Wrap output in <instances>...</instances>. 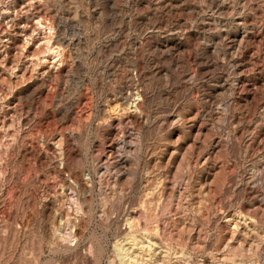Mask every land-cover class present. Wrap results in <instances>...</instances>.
I'll return each mask as SVG.
<instances>
[{"label": "rangeland", "instance_id": "1", "mask_svg": "<svg viewBox=\"0 0 264 264\" xmlns=\"http://www.w3.org/2000/svg\"><path fill=\"white\" fill-rule=\"evenodd\" d=\"M0 264H264V0H0Z\"/></svg>", "mask_w": 264, "mask_h": 264}, {"label": "bare ground", "instance_id": "2", "mask_svg": "<svg viewBox=\"0 0 264 264\" xmlns=\"http://www.w3.org/2000/svg\"><path fill=\"white\" fill-rule=\"evenodd\" d=\"M136 68H137V67H136ZM140 68H141V67H140ZM137 70H138V69H137ZM142 70H143V69H142ZM138 72H139V71H138ZM157 73H158V72H157ZM157 73H156V74H157ZM119 74H120V73H119ZM119 74H118V75H119ZM158 74H159V73H158ZM114 75H115V74H114ZM120 75H121V74H120ZM130 76H131V75H130ZM139 76H141V75H139ZM119 77H121V76H119ZM131 77H133V76H131ZM136 77H137V76H136ZM143 77H144V75H143ZM127 78H128V77H127ZM137 78H138V77H137ZM118 79H119V78H118ZM120 79H121V78H120ZM120 79H119V80H120ZM132 79H133V78H132ZM135 80H136V79H134V81H135ZM129 81H131V80H129ZM136 81H137V80H136ZM127 82H128V80H127ZM130 83L132 84V82H130ZM138 83H139V81H138ZM119 84H120V83H119ZM127 85H128V84H127ZM137 85H138V84H137ZM57 86H58V85H57ZM128 86H129V85H128ZM132 86H133V85H131L130 87L132 88ZM134 86H135V85H134ZM87 87H88V86H87ZM138 87H139V86H138ZM120 88H121V85H120ZM126 88H127V86H126ZM86 89H87V88H86ZM118 89H119V88H118ZM123 89H124V88H123ZM133 89H134V88H133ZM135 89H136V88H135ZM126 90H127V89H126ZM140 90H141V89H140ZM117 91H118V90H117ZM117 91H116V92H117ZM143 91H144V90H143ZM119 93H120V90H119ZM119 93H118V94H119ZM122 95H123V94H122ZM135 96H137V92H136L135 90H134V91H133V90H132V91L130 90V91L126 92V94L123 96L122 99H123V102L126 104L125 107H127V109H128V108H131V109L133 108L132 110H135V109H136V106L138 105V103H137V105H134V103L137 102V101L134 102V100H135V98H136ZM115 97H116V96H115ZM134 97H135V98H134ZM140 97H141V95H140ZM113 98H114V96H113ZM118 98L121 99V94H119V97H118ZM116 100H117V99H116ZM136 100H137V99H136ZM138 102H139V101H138ZM69 103H70V102H69ZM72 104H73V103H72ZM70 105H71V104H70ZM75 105H76V104H75ZM133 105H134V106H133ZM139 106H140V103H139ZM72 107H73V106H72ZM17 109H18V108H17ZM131 109H130V110H131ZM137 109H139V107H137ZM128 110H129V109H128ZM134 112L136 113V111H134ZM118 120H119V119H118ZM118 120H117V123H118V124L116 123L117 125H116V124H114V125L117 126V128H121V127H120V125H121L120 122H121V121L118 122ZM120 120H121V119H120ZM105 121H106V120H105ZM76 122H77V120H76ZM107 122H110V121H107ZM77 124H78V122H77ZM105 124L107 125V123H105ZM69 125H70V124L68 123L67 126H69ZM106 125H105V126H106ZM114 125H113V126H114ZM70 126H73V125H70ZM78 126H79V125H78ZM107 126H108V125H107ZM110 126H112V123H110L109 127H110ZM122 127H123V126H122ZM21 128H22V127H21ZM21 128H20V129H21ZM30 128H31V127H30ZM56 128H57V127H56ZM71 128H72V127H71ZM75 128H76V127H75ZM106 128H107V127H106ZM112 128H113V127H112ZM114 128H116V127H114ZM34 129H35V128H34ZM65 129H66V128H65ZM72 129H73V128H72ZM72 129L69 128V130H72ZM103 129H104V128H103ZM103 129H102V131H103ZM17 130H18V129H17ZM36 130H37V129H36ZM36 130H34V131H36ZM117 130H118V129H117ZM29 131H30V130H29ZM79 131H80V130H79ZM66 132H68V130H67ZM70 132H71V131H70ZM75 132H76V133L78 132V128L75 130ZM75 132L73 131V133H75ZM118 132H119V130H118ZM118 132H117V133H118ZM28 133H29V132H28ZM35 133H36V132H35ZM62 133H64V132H62ZM71 133H72V132H71ZM100 133H101V132H100ZM66 134H67V133H66ZM115 134H116V131H115V130L112 131V130H110V129L107 128V129H105V131L103 132V136H102V137H103L104 141H106V140H108L112 135H115ZM22 135H23V134H22ZM30 135H31V134H30ZM60 135H61L60 137H62L61 140L63 139L62 142L64 141V144H65V145H64V146H65V150H66L69 154H71L70 152L72 151V148H73V147H72V148L70 147V146H71V145H70V143H71L70 140H71V138H72L73 136L70 135V134H68V135H62V134H60ZM75 135H76V134H75ZM20 137H21V136H20ZM22 137H23V136H22ZM31 137H32V136H31ZM60 137H59V138H60ZM74 137H75V139H76V136H74ZM74 137H73V138H74ZM102 137H101V138H102ZM116 137H117V136H116ZM37 138H38V137H37ZM121 138H122V137H121ZM112 139H113V138H111V140H112ZM23 140H24V139H23ZM58 140H59V139H58ZM119 140H120V139H119ZM20 141H21V140H20ZM72 141H73V140H72ZM101 141H103V140H101ZM109 141H110V140H109ZM111 142H112V141H111ZM19 143H20V142H19ZM72 143H73V142H72ZM105 143H106V142H105ZM101 144H103V143L101 142ZM108 144H109V143H108ZM106 145H107V144H106ZM106 145H105V146H106ZM116 145H117V144H116ZM101 146H102V145H101ZM105 146H104V147H105ZM117 146H118V145H117ZM17 148H18V147H17ZM112 148H113V145L110 143V145H109V150H108V151H109V154H106V155H107V156H106V157H107L106 160H108V159L111 158V155L113 154V153L111 154V152H112ZM114 150H115V149H114ZM23 151H24V150H23ZM74 151H75V149H74ZM101 151H102V150H101ZM106 153H107V152H106ZM50 154H51V153H50ZM60 154H61V153H60ZM65 154H66V153H65ZM74 154H75V153H74ZM101 154H102V153H101ZM103 154H104V153H103ZM66 156H67V155H66ZM70 157H71V156H70ZM96 157H97V155L95 156V158H96ZM95 158H94V159H95ZM99 158H100V156H99ZM99 158H98V159H99ZM66 159H67V158H66ZM101 159H102V158H101ZM96 161H97V160H96ZM102 161H103V160H102ZM110 161H111V160H110ZM112 162H113V161H112ZM95 163H96V162H95ZM73 164H74V163H73ZM103 164H104V163H103ZM20 165H21V164H20ZM26 165H27V164H26ZM55 165H56V164H55ZM111 165H112V164H111ZM95 166H96V165H95ZM95 166H94V167H95ZM98 167H99V166H98ZM70 168H71V167H70ZM21 170H22V167H19V168H18V172H19L18 174H19V175H21V172H23V171H21ZM28 170H29V169H28ZM73 170H74V169H73ZM102 170H104V168H103ZM97 171H100V170L97 169ZM68 173H69V172H68ZM23 174H24V173H23ZM64 174H65V173H64ZM96 174H97V173H96ZM103 174H104V173H103ZM75 175H76V174H75ZM21 176H22V175H21ZM26 176H27V174H26ZM76 177H77V176H76ZM78 177H79V176H78ZM82 178H83V177H82ZM101 178H102V177H101ZM113 178H115V177H113ZM16 179H17V178H16ZM23 179H24V178H23ZM97 179H98V178H97ZM73 180H74V179H73ZM101 180H102V179H101ZM107 180H108V179H107ZM22 181H23V180H22ZM78 181H79V180H78ZM83 181H84V180H83ZM73 184H74V182H73ZM71 185H72V184H71ZM103 185H104V184H103ZM109 185H110V184H109ZM18 187H19V182H17V188H18ZM66 187H68V186H66ZM63 188H64V187H63ZM67 190H69V189H67ZM67 190H65L64 193H66ZM62 192H63V191H62ZM67 192H68V191H67ZM69 192L71 193L70 190H69ZM67 196H68V195H67ZM15 197H16V196H15ZM65 197H66V195H65ZM122 197H123V196H122ZM123 198H124V197H123ZM16 202H17V201H16ZM17 204H18V203H17ZM72 206H73V205H72ZM31 210H32V209H31ZM68 210H69V209H68ZM17 211H18V210H17ZM23 211H24V210H23ZM33 211H34V210H33ZM58 211H59V210H58ZM66 211H67V210H66ZM20 214H22V213H20ZM65 218H66V217H65ZM33 223H34V222H33ZM233 224H234V223H233ZM235 224H236V223H235ZM235 224H234V226H235ZM239 224H240V223H238V225H239ZM243 224H244V223H243ZM231 225H232V224H231ZM236 225H237V224H236ZM165 226H166V225H165ZM228 226H229V225H228ZM232 226H233V225H232ZM236 227H237V226H236ZM69 230H70V229H69ZM233 230H234V228H233ZM67 233H68V232H67ZM68 236H69V235H68ZM68 236H67V237H68ZM231 237H232V236H231ZM61 241H62V240H61ZM137 241H139V240H137ZM148 242H150V241H148ZM150 243H151V242H150ZM114 245H115V244H114ZM148 245H149V243H148ZM141 246H142V244H141ZM113 247H114V246H113ZM120 247H121V246H120ZM118 248H119V247H118ZM118 248H117V249H118ZM146 248H147V247H146ZM120 249H121V248H120ZM131 249H132V248H131ZM113 250H114V249H113ZM123 250H124V249H123ZM118 251H119V253H120V250H118ZM118 251H117V252H118ZM223 251H224V250H223ZM114 255H115V254H114ZM120 256H121V255H120ZM120 256H119V257H120ZM133 256H134V255H133ZM133 256H132V257H133ZM120 258H121V257H120ZM111 259H112V258H111ZM118 259H119V258H118Z\"/></svg>", "mask_w": 264, "mask_h": 264}]
</instances>
